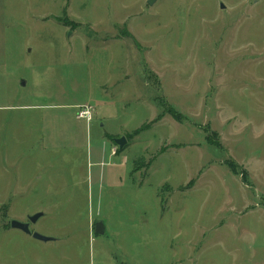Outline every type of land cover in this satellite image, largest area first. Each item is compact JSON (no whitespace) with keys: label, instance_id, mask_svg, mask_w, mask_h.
<instances>
[{"label":"rangeland","instance_id":"rangeland-1","mask_svg":"<svg viewBox=\"0 0 264 264\" xmlns=\"http://www.w3.org/2000/svg\"><path fill=\"white\" fill-rule=\"evenodd\" d=\"M147 1L0 0V264H264V0Z\"/></svg>","mask_w":264,"mask_h":264},{"label":"crops","instance_id":"crops-1","mask_svg":"<svg viewBox=\"0 0 264 264\" xmlns=\"http://www.w3.org/2000/svg\"><path fill=\"white\" fill-rule=\"evenodd\" d=\"M44 106H46V105H43V104H32V105L25 104L24 105V104H22V105H17V108L18 109H21V108L33 109V108H39V107H44ZM48 106H51V105H48ZM7 108H10V107H7ZM13 108H15V107H13ZM72 108L75 110L76 106L73 107V104H72ZM2 109H6V108H2ZM2 109H0V110H2ZM96 118H97V116H94L92 121H95ZM73 120H75L76 122L81 121V123L85 124L87 127L92 122V121L87 122L85 119L78 118L76 116V112L74 113V119ZM4 123H6V122L3 121V118H2L0 121V124H1L0 125L1 141H2V131H4L7 127V125ZM52 138H53L52 134H50L49 137L47 136L45 138L46 143L42 144V146H40L38 144L39 141L37 140L38 143L36 144V146H37L38 150L36 151V155L39 156V158H40V155H44L43 151H41L42 147L46 146L48 144V142L51 141ZM102 139H104V138H102ZM62 140L66 142V141H69V138H64V136L62 135ZM73 142L75 143L76 147L79 148L80 146H82V149H83L82 155L84 154L83 155L84 157H83V159H81L80 165L82 166V168H84L85 175H83V177L81 178V181L82 182L84 181L83 183H85L86 192L89 194L91 193L92 196H94V194H97L98 196L102 197L104 195L105 190L110 186V184L118 183L117 181L110 180V176L113 175L114 173L120 172L123 168V163H121V161H119L120 159H119L118 155H112V151L110 153L109 142L106 139L103 140L104 144L102 145V147H103L101 150L102 154L100 156H98V152L95 153V155H97V156H94L91 149H90L91 152L89 154V149H87V147L84 150V148H83L84 143L83 142L81 145L80 141L76 140V142H75V141L71 140V141H69L70 145H74ZM71 148H73V146H70V149ZM36 155L32 159V161H33L32 165L34 167L36 165L35 171H38V169L40 170L41 163H40V161ZM36 160H38V161H36ZM66 163L68 164V162H66ZM48 165H49V167L53 168L50 163ZM3 185L6 186V183H4ZM3 185L1 188L2 190L4 189ZM119 186H121V185H119ZM100 203H101V201H100Z\"/></svg>","mask_w":264,"mask_h":264},{"label":"water","instance_id":"water-1","mask_svg":"<svg viewBox=\"0 0 264 264\" xmlns=\"http://www.w3.org/2000/svg\"><path fill=\"white\" fill-rule=\"evenodd\" d=\"M153 1L154 0H148L147 2L149 4H152ZM221 7L222 8L224 7V5L222 3H221ZM114 142L116 143V145H118L119 148H122L126 144V139L124 137H119V138H115ZM42 215H43L42 212H36L32 215H28L26 221H21V220L12 218V219H10L9 224H10L11 228L21 230L22 232H24L28 235H31L36 240H40L43 242L54 240V238L51 236H46V235L40 234L36 231H32L30 229V224L35 223ZM94 231H95V233H98V234H102L104 232V227H103L102 221H98L95 223Z\"/></svg>","mask_w":264,"mask_h":264},{"label":"built area","instance_id":"built-area-1","mask_svg":"<svg viewBox=\"0 0 264 264\" xmlns=\"http://www.w3.org/2000/svg\"><path fill=\"white\" fill-rule=\"evenodd\" d=\"M77 117L89 122L92 118V108L89 105H81Z\"/></svg>","mask_w":264,"mask_h":264}]
</instances>
